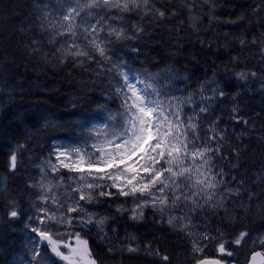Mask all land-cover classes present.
Listing matches in <instances>:
<instances>
[{"label": "trees", "instance_id": "obj_1", "mask_svg": "<svg viewBox=\"0 0 264 264\" xmlns=\"http://www.w3.org/2000/svg\"><path fill=\"white\" fill-rule=\"evenodd\" d=\"M61 2L0 0V264H23L28 259L22 230L27 221L24 210L35 189L29 185L35 184L41 172L39 165L51 158L56 142H82L93 135L90 130L112 124L109 115L120 120L116 86L123 80L113 68L117 62H123L130 78L159 75V84L169 95H192L195 103L185 105L186 115L193 114V109L199 111L202 96H212L211 86L202 93L201 85L215 81L223 88L225 96L217 94L209 111L200 114L201 137L207 140L213 123L225 132L222 146L226 159L217 156L214 171L223 168L227 186L239 188L241 195L228 194L224 208H205L193 219L201 232L207 229L216 237L203 241L200 258L243 264L257 249L249 247L248 237L264 228V92L260 79L240 81L236 73L255 71L264 76L260 52L264 46V11L253 13L260 0H149L147 8L122 13L123 20L111 21L113 26L123 27L130 38L108 36L106 27L99 33L108 49L107 60L89 45L91 37L85 39L81 29L75 43L94 59L68 57L63 63L57 49L68 48L73 38L58 36L55 43H49L51 33L40 27L44 6L51 10ZM148 9L152 11L145 15ZM156 9L164 11L165 18L160 19ZM89 22L95 23V19ZM137 26L143 31H136ZM254 37L256 44L251 43ZM241 39L246 41L244 45ZM34 40L39 43L33 44ZM37 47L39 51L33 52ZM234 106L249 121L247 126L233 119ZM13 151L17 152L18 164L14 172L10 171ZM249 192L254 193L251 200ZM122 201L119 198L116 204ZM12 202L21 212L19 218L8 215ZM158 221L161 216L151 209L138 225L120 217L114 246L103 247L96 239H88L93 257L98 264H160L158 257L146 254V246H150L169 255V264L194 263L189 242ZM241 232H247L248 237L237 246L232 241ZM128 235L136 237L131 246L139 251L127 252L128 245L122 239ZM221 242L234 252L233 256L218 252ZM109 247L114 251L109 252Z\"/></svg>", "mask_w": 264, "mask_h": 264}, {"label": "snow or ice", "instance_id": "obj_2", "mask_svg": "<svg viewBox=\"0 0 264 264\" xmlns=\"http://www.w3.org/2000/svg\"><path fill=\"white\" fill-rule=\"evenodd\" d=\"M148 4L149 0H62L55 9L50 10L48 5L44 6L40 27L42 31L51 33L49 43H55L58 36L73 38L68 48L57 49L61 53V63L68 57L94 59L86 49L75 43L81 29L85 39L91 37L89 45L107 60L108 49L99 33L105 31L106 27L108 36H115L117 40L130 38L123 27L117 28L111 21L123 20L120 14L139 12L147 8ZM151 11L148 9L145 15ZM261 11H264V0L253 7V13L259 14ZM155 12L160 19L165 18L164 11L156 9ZM91 19H95V23H90ZM239 19H243V16ZM136 31L143 29L137 26ZM38 43L33 41V44ZM240 43L244 45L246 41L241 39ZM251 43L256 44L257 39L254 37ZM72 48L76 50L72 51ZM32 51L38 52L39 48H33ZM260 52L261 61L264 62V46ZM113 68L123 80L122 84L116 86V94L121 100L122 111L118 113L120 120L109 115L112 124L105 123L99 129L90 130L94 133L90 137L94 141L90 146L91 151L80 147L54 146L50 155L55 156V163L51 159L47 161L54 176H59V181L64 180L60 174L61 169L78 173L76 177H68L75 180L76 187L69 186L71 190L61 196L53 191L59 182L53 185L42 180L39 184L29 185L32 188L39 187L41 194L37 197L40 203L32 205L36 214L29 215L25 222V228L34 233L36 238L30 237L31 243L26 245V264H97L89 241L85 238L86 234L82 233L85 229L90 231L89 226L94 225L98 234H102L101 238L111 244L105 231L110 218L90 213L85 206L101 203L100 197L111 198L116 195L133 198L134 207L131 209L123 205L117 208L121 214L128 212L130 220H144V210L150 207L160 214L161 221L158 222H165L173 230L184 233L190 239L195 264H222L219 259L200 258L199 254L205 246L203 241L211 242L216 237L211 236L207 229L202 232L193 231V217L188 213H197V210L203 211L205 208H224L228 194L241 195L239 188L227 186L223 168L214 171L216 157L226 159L222 146L226 139L225 132L213 123L209 125L207 140L201 137L200 114L209 111L210 102L217 94L219 97L225 96L223 88L216 85L215 81L201 85L202 93L211 86L212 96H202L199 111L193 109V114L186 115L185 105L195 103L192 95L186 98L169 95L160 86L159 75H137L133 81L129 72L123 70V62L114 63ZM236 77L245 82L250 78L260 79V90L264 92V76H258L257 72L241 71L236 73ZM239 111L238 106L233 107V119L237 124L247 126L249 121L240 116ZM101 136L103 140L99 139ZM85 145L87 147V141ZM233 151L239 154L238 149ZM17 167V152L13 151L10 171L14 172ZM41 171L43 173L44 169ZM232 179L235 180V177ZM238 183L243 184V181ZM74 193L78 194V199ZM253 196L254 193H248L250 200ZM8 215L12 219L21 216L15 202L11 203ZM165 216L167 219L163 220ZM246 237L248 233L241 232L232 243L240 246ZM128 239L130 243L127 251H139L138 247L131 246V241L136 237ZM256 243L264 247V237L253 241V245ZM108 251L114 249L109 247ZM218 252L229 257L234 255L224 242L218 244ZM146 254L158 257L160 264L170 262L169 255L150 246H146ZM249 264H264V251H253Z\"/></svg>", "mask_w": 264, "mask_h": 264}, {"label": "rangeland", "instance_id": "obj_3", "mask_svg": "<svg viewBox=\"0 0 264 264\" xmlns=\"http://www.w3.org/2000/svg\"><path fill=\"white\" fill-rule=\"evenodd\" d=\"M133 79V78H131ZM134 81V79H133ZM101 126H103L102 124L99 125V127H96V129H99L101 128ZM94 135V133H93ZM91 136H86L84 139H80L82 142H67V141H64V142H56L55 146H64L65 148H75V147H80L81 149H86L87 151H91V144L94 142L91 138ZM100 140H103V137H99ZM85 141H87V147L85 145ZM54 148V147H53ZM53 163H55V156L52 155L51 158H50ZM135 159V158H134ZM48 161V160H47ZM47 161H43V164L42 165H39L40 168L44 169V172L42 173V171L40 172V174L36 177V182L35 184H39L42 182L44 183H48V182H51L53 185H56L58 182H59V186L58 187H54L53 188V191L56 192L58 195H61L63 196L64 194H66L67 192H69L71 189L69 186H71V188H75L76 187V182L75 180H70L68 179V177H76L78 176L79 174L78 173H73V172H69L67 169H61L60 170V174L64 176V180L63 181H59V176H54V174L52 173L51 171V168L50 166L48 165ZM86 167V166H85ZM109 171H112L111 169H109ZM262 177H264V173L262 174ZM108 183L110 184L111 181H108ZM105 191H112V190H115V189H104ZM116 191V190H115ZM221 191H223V187H221ZM114 192V191H113ZM41 194V189L39 187L35 188L34 191H32V199L29 203V206L28 208H26L24 211V214H25V217L27 219V217L29 215H35V209L32 207L33 203H40V201L37 199V197ZM73 195H76V198L78 199V194H73ZM122 198L123 201L121 203V205H123L125 208H128V209H131L132 207H134V204L132 202L133 198L131 196L129 197H121V196H113L111 198H107V197H100L99 200L100 201H105L107 203V205L105 206H102V202L101 203H93L91 205H86V210L90 213H98L99 215L101 216H107L109 217V221H108V224L106 225L105 227V231L107 232L108 234V237L110 238L111 240V244H109V242L107 240H104L101 238L102 234H98V231L96 229V227L94 225L92 226H89L90 227V231L88 229H85L84 230V233L86 235H88L87 239L91 240L93 239H96L98 242L97 244L100 245V246H103L104 245H113V243H115V236L118 237V235L116 234L118 231H117V228H116V222L119 221V218L120 217H126L129 221L132 222V224H136L138 225L139 223H141L142 221H132L129 219V213L128 212H124L123 214H121L120 212L117 211V208L121 205H118L116 204L117 201H119V198ZM83 203V202H81ZM114 204V205H113ZM50 206V205H49ZM96 207L100 208V210L96 209ZM151 209L150 207L149 208H145V212L147 210ZM153 211V209H151ZM187 211V210H185ZM200 210H197V212H199ZM154 212V211H153ZM158 214L160 215L158 212H154V214ZM176 214H183V213H179L177 212ZM189 215H192V217L196 214V213H188ZM167 219V216L163 217V220H166ZM194 219H193V224H194ZM195 225V224H194ZM23 229L25 228V224H23ZM169 231H171L172 233H176V234H179L183 237V239L187 242H189V247H190V251L191 250V243H190V239L188 237H186L184 235V233L182 232H179V231H175L173 230L167 223L165 225ZM113 229H116L115 232H113ZM193 231H196V232H201L199 230V228H196V226L193 228ZM22 232L24 234H26V245H29L31 243V241L29 240V238H33V239H36L35 238V234L34 233H31L28 229H24L22 230ZM120 235L124 236V234L120 233ZM132 235H128L126 238L123 237V241L122 243L123 244H126L129 246V239L128 237H131ZM259 237H264V228L262 229H259L257 230L256 232H254L251 236L248 237V243H249V247L252 249V247H257L258 250H260L261 248L262 251H264V247H262L259 243H256L255 245H253V241L254 240H258ZM136 241V239L134 241H131V244L134 243ZM204 243V242H203ZM257 249H253L252 251L254 250H257ZM91 250V248H90ZM125 252V251H123ZM128 252V251H127ZM224 256V255H223ZM226 256V255H225ZM27 257H28V248H27ZM212 258H216V257H212ZM220 260V259H219ZM195 263V262H194ZM192 263V264H194ZM23 264H26V262H24ZM98 264V262H97Z\"/></svg>", "mask_w": 264, "mask_h": 264}, {"label": "water", "instance_id": "obj_4", "mask_svg": "<svg viewBox=\"0 0 264 264\" xmlns=\"http://www.w3.org/2000/svg\"><path fill=\"white\" fill-rule=\"evenodd\" d=\"M257 251H259V250H257ZM251 255H252V253L250 254L248 260L246 261V264H249V261H250V259H251ZM215 259H218V258H215ZM221 262H222V264H226L223 260H222ZM194 264H195V263H194ZM227 264H233V263H227ZM234 264H235V263H234Z\"/></svg>", "mask_w": 264, "mask_h": 264}, {"label": "flooded vegetation", "instance_id": "obj_5", "mask_svg": "<svg viewBox=\"0 0 264 264\" xmlns=\"http://www.w3.org/2000/svg\"><path fill=\"white\" fill-rule=\"evenodd\" d=\"M262 249H263V248H261L260 251H262ZM248 257H249V255H248ZM248 257H246L245 262H244L243 264L246 263V261L248 260Z\"/></svg>", "mask_w": 264, "mask_h": 264}, {"label": "bare ground", "instance_id": "obj_6", "mask_svg": "<svg viewBox=\"0 0 264 264\" xmlns=\"http://www.w3.org/2000/svg\"><path fill=\"white\" fill-rule=\"evenodd\" d=\"M37 26V25H36ZM103 59V58H102ZM85 138V137H84ZM12 150V149H11Z\"/></svg>", "mask_w": 264, "mask_h": 264}]
</instances>
